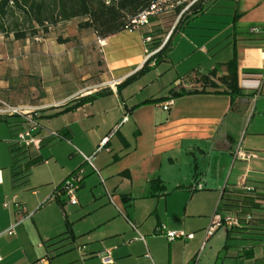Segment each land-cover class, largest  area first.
Returning a JSON list of instances; mask_svg holds the SVG:
<instances>
[{
  "label": "crops",
  "instance_id": "1",
  "mask_svg": "<svg viewBox=\"0 0 264 264\" xmlns=\"http://www.w3.org/2000/svg\"><path fill=\"white\" fill-rule=\"evenodd\" d=\"M218 1L205 0L184 17L161 60L148 66L157 70L161 63L163 71L173 67L170 86L143 96L120 88L128 83L123 76L143 62L144 28L99 38L90 29L79 30L76 19L66 21L75 24L74 37H85L84 45L98 55L104 73L98 83L87 75L74 77L78 78L74 82L87 80L88 84L75 85L70 95L43 103L88 92L81 96L85 99L81 105L67 110L58 107L56 113L62 115L52 129L60 138L49 136L50 130L39 121V148H23L28 158H36V165L44 164L42 178L32 180V167L26 178L16 182L10 167L2 172L0 264H102L98 254L105 250L111 259L107 264H193L198 246L199 250L210 237L204 240L212 211L264 216V181L250 183L246 176L238 181L233 177L236 161H244L234 158L236 149L261 157L243 131L248 123L252 134H260L264 121L260 116L264 114V0H232V31L223 42L217 40L219 35L205 32L216 28L196 25ZM172 20V15H166L153 22L151 42L162 40ZM253 27L258 31H251ZM233 54L243 93L238 99L231 101L220 92L222 87L219 92L208 87L204 92L171 97V92L199 88L201 74L213 69L215 77L226 74L224 63ZM80 64L76 61L71 67L77 72ZM184 64L185 69L178 70ZM157 98L164 100L151 102ZM169 98L173 103L163 110L160 105ZM14 121H6L14 138L8 146L15 142ZM76 150L92 155L97 171ZM78 171L77 203L70 205L65 196L50 203L53 187ZM196 184L202 187L195 188ZM12 196L22 205L21 211ZM38 215L45 225L38 224ZM162 225L193 237L169 241L157 231ZM222 227L226 240L231 235L245 236L235 228ZM224 246L221 264L224 259L264 264V242L237 246L235 251H229L227 241Z\"/></svg>",
  "mask_w": 264,
  "mask_h": 264
},
{
  "label": "rangeland",
  "instance_id": "2",
  "mask_svg": "<svg viewBox=\"0 0 264 264\" xmlns=\"http://www.w3.org/2000/svg\"><path fill=\"white\" fill-rule=\"evenodd\" d=\"M234 7L235 2L232 0H219L214 10L209 15L204 14L196 25L201 28H216L215 30L205 29V32L219 35L217 40L223 42L225 40L223 38L228 37L227 35L232 31L231 22ZM173 22L174 20L171 23L173 24ZM75 34H77V31L73 22L58 23L50 27L47 33L40 32L36 36L25 40H14L12 35L0 34V105L1 103L7 105H38L48 103L52 99L65 97L74 91L75 85L82 88L88 84L87 80L73 81L78 80L74 77L82 74L89 76L92 83L101 81L104 70L98 55L92 53L90 45H84L85 37L79 35L74 37ZM60 40L68 41H65L62 47H58V43L62 42ZM174 40L175 35L170 42H174ZM58 48H64V51L60 52ZM150 49H152L151 46ZM69 58H71V61L68 63ZM76 61L79 63L81 61L77 72L71 67ZM185 65L179 66L178 70L185 69ZM157 66H159L157 70L153 66L145 68L120 89L129 93L139 92L143 96L160 90L164 85L169 87L168 81L171 74H175V69L170 67L163 71L164 64L158 63ZM262 97L264 95H261ZM57 109L58 107H50L40 111L37 118L38 122L40 121L51 132H57L52 128L58 124L62 115V113H56ZM260 116L264 117V114H260ZM6 118L0 116L1 174L2 172H9L11 157L8 141L14 139L9 132ZM261 128L260 134H252L251 126L248 127V123L244 127L243 135L245 134L246 140L252 142L251 147L260 152L261 157L255 156L247 161H236L233 170V177L237 179L236 181L243 176H246L250 183L264 181V121L261 122ZM47 150V147L44 148V151ZM43 169L44 164H34L32 166L30 177L34 182L44 176ZM234 181L232 180V182ZM55 188L56 186L53 187L49 197L53 195ZM51 202H54V200L51 199ZM202 203L204 204L203 211H206V208H208L207 198L202 199ZM214 213L212 211L209 215V224ZM37 220L40 226L46 224V220L40 219L39 215ZM231 236L226 240L225 229L223 227L219 228L205 241L199 250L198 246L195 257L196 264H221L220 252L226 241L229 251H235L237 246L244 247L257 243L250 235ZM223 264H234V262L230 259H224Z\"/></svg>",
  "mask_w": 264,
  "mask_h": 264
},
{
  "label": "trees",
  "instance_id": "3",
  "mask_svg": "<svg viewBox=\"0 0 264 264\" xmlns=\"http://www.w3.org/2000/svg\"><path fill=\"white\" fill-rule=\"evenodd\" d=\"M153 0H0V34L12 35L14 40H25L34 37L38 33H47L49 28L60 22L77 20L79 30H92L99 38H106L127 29L129 18L139 11L148 7ZM196 6L193 8L192 12ZM185 17V16H184ZM182 17L166 43L160 47L147 61H145L138 71L128 76L124 82L129 81L139 72H142L152 62L156 64L161 60L162 55L168 49L173 34L181 26L184 19ZM64 43L68 40H60ZM152 41V40H151ZM160 42H150L147 46L152 49L157 48ZM226 74L215 77V69L206 74L198 76L199 88L189 90H178L171 92V97H178L184 94L204 92L211 87L214 91L229 95L231 101L242 96V90L238 86L237 61L233 56L224 63ZM84 98H76L65 105L63 110H67L81 105ZM164 98L151 100L152 103L163 101ZM70 104V105H68ZM13 174V181L26 178L30 168L36 163V158H28L26 150L22 146H17L14 142L8 146ZM222 209V206H219ZM254 208V207H253ZM239 214L241 219L235 228L239 233L251 235L252 239L258 243L264 242V216H258L254 212L233 211ZM244 214V215H242ZM249 214L250 218L246 219ZM232 230V229H229ZM226 247V246H224Z\"/></svg>",
  "mask_w": 264,
  "mask_h": 264
},
{
  "label": "built area",
  "instance_id": "4",
  "mask_svg": "<svg viewBox=\"0 0 264 264\" xmlns=\"http://www.w3.org/2000/svg\"><path fill=\"white\" fill-rule=\"evenodd\" d=\"M205 0H153L148 7L139 11L137 14L129 18L128 26L126 30H137L140 28H144L142 33V41L145 43L144 50V59L143 63L147 61L155 52H157L165 40L169 30L166 32L160 44L157 48L150 49L147 46L148 43L151 42L153 36V22L158 21L160 18L166 15H172L174 22L179 21L182 17L190 14L195 6L200 4ZM173 22V23H174ZM178 23V22H177ZM173 25V24H172ZM171 28V27H170ZM251 31H258V28L253 27ZM98 44L101 46L102 41L100 39L97 40ZM142 63V64H143ZM87 91H82L79 94H76L72 97L79 98L82 95L87 94ZM70 97V98H72ZM67 98L61 102H52L50 104H38V105H30V104H17V105H7L5 103H1L0 105V116L7 117L6 119L13 118L14 122L11 123L14 128V137L15 143L18 146H22L23 148H27L29 146H34L35 148H39L41 143V138L39 136V131L41 126L38 122L39 112L50 108V107H61L67 103L70 99ZM173 103V98H169L166 101L162 102L160 107L163 110H168L170 105ZM125 119V118H124ZM49 136L53 138H60V135L57 132H49ZM104 143V141H103ZM78 152L85 163H87L93 170L97 171L92 162V155H84L79 150ZM258 156L254 152H249L245 150L236 149L234 153V158L239 160L247 161L251 157ZM80 174L81 171L76 172L75 174H71L67 178H65L54 190L53 195L49 198L50 200L57 199L60 196H65L67 198V202L70 205H75L77 203L76 192L80 183ZM2 182L1 177V169H0V183ZM201 184H196L195 188H201ZM243 188L247 191L253 190L251 186H243ZM12 202L14 203L17 211L22 210V205L16 201V196H12ZM4 206L7 205V202L3 203ZM250 215H246V219L248 220ZM241 219L237 212L228 211L224 213L215 212L211 218L210 224L205 229L204 240H206L209 236H211L219 227L225 226L228 229L236 228ZM161 233L167 240L172 241L175 239H190L193 237L192 233H185L183 230H169L164 225L158 228L157 230ZM102 264H107L111 262L109 256V250H105L102 253L98 254ZM196 259L193 264H196Z\"/></svg>",
  "mask_w": 264,
  "mask_h": 264
},
{
  "label": "water",
  "instance_id": "5",
  "mask_svg": "<svg viewBox=\"0 0 264 264\" xmlns=\"http://www.w3.org/2000/svg\"><path fill=\"white\" fill-rule=\"evenodd\" d=\"M177 22H178V21L176 20V21L173 23V25L171 26V28H170V30H169V32H168V34H167L165 40L163 41V43H162V45H161L160 47H162V46L166 43V41H167L168 38L170 37V35H171L173 29L175 28ZM159 49H160V48H159ZM142 63H143V62H142ZM142 63H141V64H140L135 70H133L132 72H130V73L126 74L125 76H123V78L128 77L129 75H131V74H133L134 72H136V71L138 70V68H140V67L142 66ZM237 99H238V98H237ZM235 111H238V110H235Z\"/></svg>",
  "mask_w": 264,
  "mask_h": 264
}]
</instances>
